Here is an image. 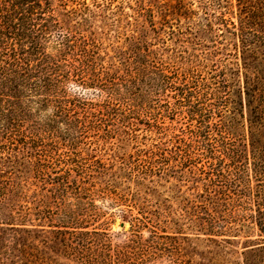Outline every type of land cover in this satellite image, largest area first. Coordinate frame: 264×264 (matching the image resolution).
<instances>
[{
  "label": "trees",
  "instance_id": "trees-1",
  "mask_svg": "<svg viewBox=\"0 0 264 264\" xmlns=\"http://www.w3.org/2000/svg\"><path fill=\"white\" fill-rule=\"evenodd\" d=\"M155 7L0 0V264H264V0Z\"/></svg>",
  "mask_w": 264,
  "mask_h": 264
},
{
  "label": "rangeland",
  "instance_id": "rangeland-1",
  "mask_svg": "<svg viewBox=\"0 0 264 264\" xmlns=\"http://www.w3.org/2000/svg\"><path fill=\"white\" fill-rule=\"evenodd\" d=\"M108 1V0H107ZM112 1L114 6H119L120 9H123L122 12L127 13L128 15L134 16L135 9L141 7V8H151V11L153 12L154 19L153 21L155 22V26L157 28H162V21L161 17L158 16L159 11H157V8L155 7L158 3L159 0H109ZM116 16H112L114 18ZM138 17V16H136ZM135 18V17H134ZM109 19L108 21H110ZM123 20L121 23L118 25L120 26V31L123 32L124 34H128V30L133 27V20H130V25L127 24L128 21H126V18H122ZM140 19V20H139ZM137 22L140 24L144 25L145 27H148V19L146 18V13L145 17L142 15V17H139L137 19ZM160 34L162 31H159ZM110 40H115L113 38V34L110 37ZM73 142L72 139L69 138H59V160L62 162H65L68 157L72 158L74 157L73 154L67 150V146ZM66 145V147H65ZM77 147L74 149V152H76ZM77 160H80V157H76ZM71 160V159H70ZM61 165H59L60 167ZM62 168V167H60ZM94 204L96 208L98 209L96 219L89 224L88 229H92L93 227L98 229L99 231H105L109 234V240L112 241V244L117 245V244H122L124 241V236L122 235L123 231H126L129 229V223L127 222L126 218H122L121 216L118 215L117 210L114 206L109 205V202L99 198L93 199ZM72 201H69V204H71ZM123 223L124 226L121 227L120 224ZM74 226V225H73ZM188 232V231H185ZM143 237L147 238L148 234L146 232L143 233ZM123 245V244H122ZM116 247V246H115ZM62 249V247L59 245V251ZM184 259V258H183ZM59 264H80L77 260H74L73 258L66 259L64 258L60 253H59ZM164 264V263H162Z\"/></svg>",
  "mask_w": 264,
  "mask_h": 264
},
{
  "label": "water",
  "instance_id": "water-1",
  "mask_svg": "<svg viewBox=\"0 0 264 264\" xmlns=\"http://www.w3.org/2000/svg\"><path fill=\"white\" fill-rule=\"evenodd\" d=\"M120 226H121V227H123V226H124V224H123V223H121V224H120Z\"/></svg>",
  "mask_w": 264,
  "mask_h": 264
}]
</instances>
